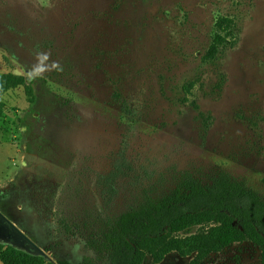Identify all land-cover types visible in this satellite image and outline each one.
I'll use <instances>...</instances> for the list:
<instances>
[{
    "label": "rangeland",
    "instance_id": "obj_1",
    "mask_svg": "<svg viewBox=\"0 0 264 264\" xmlns=\"http://www.w3.org/2000/svg\"><path fill=\"white\" fill-rule=\"evenodd\" d=\"M223 16L236 39L210 58ZM4 73L36 101L0 93V210L49 262L108 264L121 219L185 180L264 198V0H0ZM207 263L261 264V251L234 243Z\"/></svg>",
    "mask_w": 264,
    "mask_h": 264
},
{
    "label": "trees",
    "instance_id": "obj_2",
    "mask_svg": "<svg viewBox=\"0 0 264 264\" xmlns=\"http://www.w3.org/2000/svg\"><path fill=\"white\" fill-rule=\"evenodd\" d=\"M233 32H237L234 19L220 17L208 51L210 58L234 44ZM4 60L8 63L7 57ZM21 87L29 103H35L34 86L25 76L13 73L0 76L1 94ZM245 241L259 248L264 264V198L226 177L211 186L190 179L157 204L131 211L121 219L108 247V262L144 264L150 258L149 264H161L167 255L176 253L191 258L188 264H209L207 259L212 254ZM0 262L55 264L42 255L3 243Z\"/></svg>",
    "mask_w": 264,
    "mask_h": 264
},
{
    "label": "water",
    "instance_id": "obj_3",
    "mask_svg": "<svg viewBox=\"0 0 264 264\" xmlns=\"http://www.w3.org/2000/svg\"><path fill=\"white\" fill-rule=\"evenodd\" d=\"M4 224L11 229V232L13 231L15 234L14 236H17L22 240L24 244L23 250L33 255H42L47 258L48 254L45 250L31 239L16 223L9 220V218H7V216H5L0 210V226H3Z\"/></svg>",
    "mask_w": 264,
    "mask_h": 264
},
{
    "label": "flooded vegetation",
    "instance_id": "obj_4",
    "mask_svg": "<svg viewBox=\"0 0 264 264\" xmlns=\"http://www.w3.org/2000/svg\"><path fill=\"white\" fill-rule=\"evenodd\" d=\"M4 199L7 198L6 200H0V204L3 206V208L7 211L10 212L11 206H10V200L8 196L3 197ZM15 234L13 233V231L11 232V229L7 226H5V224L3 226H0V237L3 238H10V239H14L16 236H14ZM109 264V262H108Z\"/></svg>",
    "mask_w": 264,
    "mask_h": 264
},
{
    "label": "clouds",
    "instance_id": "obj_5",
    "mask_svg": "<svg viewBox=\"0 0 264 264\" xmlns=\"http://www.w3.org/2000/svg\"><path fill=\"white\" fill-rule=\"evenodd\" d=\"M42 56L44 57L45 60L48 59V55H47V54L38 52V53L36 54V59H37V63H36V65H34L32 68H30V69L28 70V74L31 76L32 79H36V78L39 77V73L37 72V69L40 67L39 61H40V58H41ZM52 63H53L54 65H56L57 67H59V63H58V62L53 61ZM33 73H36V75H33Z\"/></svg>",
    "mask_w": 264,
    "mask_h": 264
}]
</instances>
